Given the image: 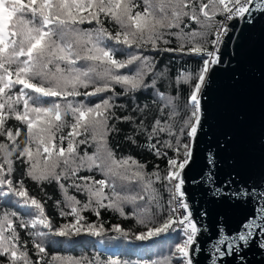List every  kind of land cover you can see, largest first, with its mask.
Returning <instances> with one entry per match:
<instances>
[{
	"label": "snow or ice",
	"instance_id": "1",
	"mask_svg": "<svg viewBox=\"0 0 264 264\" xmlns=\"http://www.w3.org/2000/svg\"><path fill=\"white\" fill-rule=\"evenodd\" d=\"M256 12L264 13V0H0V202L15 197L16 208L29 217L0 207V264H94L83 257L49 260L47 249L59 242L53 237L71 242L85 233L104 236L103 225L86 223L82 213L91 209L99 216L108 208L126 215V206L146 229L134 234L136 241L162 235L174 241L170 255L152 264H193L201 230L185 200L183 172L201 125L199 94L210 65L219 62L216 45L230 22ZM160 51L202 59L198 73L177 75L180 84L195 80L183 106L164 87L167 75L151 55ZM141 92L152 93L157 108L152 121L117 116L118 99ZM147 108L136 105L134 111ZM117 121L134 124L128 139L136 143V135L144 136L149 150L167 159L163 175L159 166L149 172L110 147ZM88 147L94 148L91 154ZM18 162L32 181L58 185L60 215L72 222L53 226L43 203L29 195L22 180L14 181ZM257 211L235 235L221 234L214 253L233 255L247 246L264 226V207ZM18 229L27 230L35 260ZM113 231L128 237L119 225Z\"/></svg>",
	"mask_w": 264,
	"mask_h": 264
},
{
	"label": "water",
	"instance_id": "2",
	"mask_svg": "<svg viewBox=\"0 0 264 264\" xmlns=\"http://www.w3.org/2000/svg\"><path fill=\"white\" fill-rule=\"evenodd\" d=\"M218 55L199 94L201 125L183 172L185 200L201 230L191 258L264 264V226L233 255L213 248L221 234L235 235L264 207V13L230 22Z\"/></svg>",
	"mask_w": 264,
	"mask_h": 264
},
{
	"label": "trees",
	"instance_id": "3",
	"mask_svg": "<svg viewBox=\"0 0 264 264\" xmlns=\"http://www.w3.org/2000/svg\"><path fill=\"white\" fill-rule=\"evenodd\" d=\"M173 42L170 47H175ZM211 47V46H209ZM152 56L158 61L157 70L165 72L167 75L164 81V87L168 90V94L176 96L179 104L183 106L189 98L192 87L195 80L189 82V85H184L176 82L178 74L184 72H190L192 74L198 73L202 67V59L195 55H186L179 52H154ZM117 91H120L118 88ZM91 100H97V97L90 98ZM115 99V97H114ZM119 107L116 109L117 116L129 115L134 119L141 116H146L145 123H150L154 114L157 112V108L153 103L152 93L141 92L133 97H120L117 101ZM147 105L144 113L134 111L135 106ZM15 124L16 122H12ZM118 132L112 133L108 137L109 145L114 149L118 156H132L139 162L147 166V171L151 172L155 170L156 166H159V170L163 175L166 171L167 159L158 158L149 150L145 144V137L136 135V143H133L128 137L134 135V124L128 122H115ZM187 142V140H185ZM85 146H82L83 151ZM87 151L91 154L94 148L88 147ZM168 155L171 157L173 153L169 151ZM87 174V173H82ZM96 178H102L99 174H96ZM14 181H23V186L27 189L30 196L35 197L37 200L43 203L46 215L50 218L54 227L64 223L73 221V217H63L60 215L62 205H58L57 201L63 199L62 190L55 182L52 183H37L32 181L25 175V166L19 162L15 166L13 175ZM159 187V186H158ZM164 194V201L168 199V193L165 189H162ZM78 195V198L82 201L85 199L83 195ZM15 197H5L0 202V207L7 210H16L22 217L28 219L25 211L15 206ZM126 215H121L119 212L108 208H102L99 210L100 215L97 216L94 210H88L82 213L85 216L86 223L94 225H103L106 233L102 237H93L90 235L81 234L78 237H73L71 242L66 241L64 238L53 237L54 241L58 243H52L48 249V255L46 259H51L53 255H59L64 257L74 258H86L88 261H93L94 264H152L153 261L162 259L164 256L170 255L171 249L174 247V241L167 236H160L153 238L149 241H136L134 234L144 231L141 225L136 223L135 218L131 215V206H126L124 209ZM166 215V212H165ZM159 219H163L160 217ZM159 222V221H158ZM119 225L124 231L128 232V237L121 236L119 233L113 231L114 226ZM20 232L22 241H29L28 248L30 255L33 259H36L35 252L32 249L30 237L27 234V230L18 229ZM175 261V258H173Z\"/></svg>",
	"mask_w": 264,
	"mask_h": 264
},
{
	"label": "built area",
	"instance_id": "4",
	"mask_svg": "<svg viewBox=\"0 0 264 264\" xmlns=\"http://www.w3.org/2000/svg\"><path fill=\"white\" fill-rule=\"evenodd\" d=\"M240 20H241V19H238V21H240ZM229 30H230V27L228 28V31H229ZM228 31H227V32H228ZM224 37H225V35L222 36L220 43H219L218 45H216V48H217V50H218V53H219V51H220V48H221L222 42H223V40H224ZM189 211H190V209H189ZM181 214H183V211H181Z\"/></svg>",
	"mask_w": 264,
	"mask_h": 264
}]
</instances>
